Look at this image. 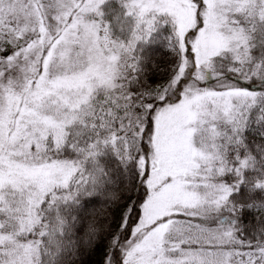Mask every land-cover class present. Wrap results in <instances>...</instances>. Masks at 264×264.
Returning a JSON list of instances; mask_svg holds the SVG:
<instances>
[{
	"label": "snow or ice",
	"instance_id": "obj_1",
	"mask_svg": "<svg viewBox=\"0 0 264 264\" xmlns=\"http://www.w3.org/2000/svg\"><path fill=\"white\" fill-rule=\"evenodd\" d=\"M0 264H264V0H0Z\"/></svg>",
	"mask_w": 264,
	"mask_h": 264
}]
</instances>
